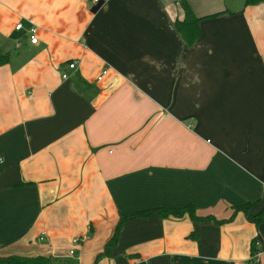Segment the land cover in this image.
<instances>
[{
  "label": "crops",
  "instance_id": "0c3cea01",
  "mask_svg": "<svg viewBox=\"0 0 264 264\" xmlns=\"http://www.w3.org/2000/svg\"><path fill=\"white\" fill-rule=\"evenodd\" d=\"M182 1L201 19L191 48ZM90 2L0 0V258L264 264V220L244 213L127 220L264 211V4Z\"/></svg>",
  "mask_w": 264,
  "mask_h": 264
},
{
  "label": "trees",
  "instance_id": "16d2710c",
  "mask_svg": "<svg viewBox=\"0 0 264 264\" xmlns=\"http://www.w3.org/2000/svg\"><path fill=\"white\" fill-rule=\"evenodd\" d=\"M260 4H264V0H246V3H245L246 7L257 6ZM180 6L184 11L185 17L183 21H177L175 23V27L178 33L183 38V40L185 41V44L191 48L200 37L199 24L201 22V19H198L194 15L193 11L191 10L187 2L185 1L180 2ZM9 61H10V55L0 52V67L7 65ZM253 206H254L253 203H248L243 206L235 208L234 216L229 221H217L213 217L199 218L196 214L197 208L195 206H188L182 209L158 208V209L151 210V211L138 212L127 220L145 219L152 215H157L160 218L173 217L176 219H181L185 216H189L190 219L194 222L213 221L221 225V224L232 221L236 214L244 213L247 220L250 223L255 224L258 227L264 220V211H262L257 216H252L251 210ZM127 220L126 219L121 220L119 227L117 228L115 232V235L107 243L105 247V253L103 254L104 256L111 255V251L117 245V242L120 236V226ZM256 247H257V244L255 241L252 245L253 255L255 254ZM0 264H74V263L67 259H60V258H46V257L24 258V257H18V256H11L8 258H0Z\"/></svg>",
  "mask_w": 264,
  "mask_h": 264
},
{
  "label": "built area",
  "instance_id": "2783aa9c",
  "mask_svg": "<svg viewBox=\"0 0 264 264\" xmlns=\"http://www.w3.org/2000/svg\"><path fill=\"white\" fill-rule=\"evenodd\" d=\"M110 1L111 0H91V2H90V4H91V10H93L95 7L100 6V5L103 7L104 5H106L107 3H109ZM15 29L17 31H21L23 29V26L20 24V25L16 26ZM38 32H39V28L37 26H35L33 23H31V28H30V30H29L28 33H29L30 43L32 45H37L38 42H39V40H38ZM77 65H78V62H74L73 64H71L69 66V68L71 70H75L76 67H77ZM106 75H107V70H104L103 73H102V75H101V77L98 80L101 81L102 78H103V76H106ZM63 79H65V80L68 79V76L67 75H64L63 76ZM43 237H44V235H43ZM43 240H44V238H41V241H43ZM82 242H83V240L75 239L73 241V244L75 246H79ZM70 255L73 256L74 255V251H71L70 252Z\"/></svg>",
  "mask_w": 264,
  "mask_h": 264
},
{
  "label": "water",
  "instance_id": "95a60500",
  "mask_svg": "<svg viewBox=\"0 0 264 264\" xmlns=\"http://www.w3.org/2000/svg\"><path fill=\"white\" fill-rule=\"evenodd\" d=\"M101 7H102L101 5L95 7V8L92 10V13H97V12L101 9Z\"/></svg>",
  "mask_w": 264,
  "mask_h": 264
}]
</instances>
